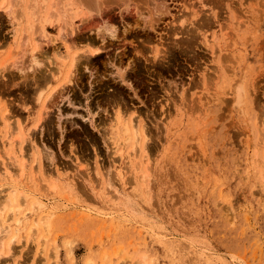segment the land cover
Wrapping results in <instances>:
<instances>
[{
    "label": "rangeland",
    "instance_id": "374dc122",
    "mask_svg": "<svg viewBox=\"0 0 264 264\" xmlns=\"http://www.w3.org/2000/svg\"><path fill=\"white\" fill-rule=\"evenodd\" d=\"M13 185L0 264H264V0H0Z\"/></svg>",
    "mask_w": 264,
    "mask_h": 264
},
{
    "label": "bare ground",
    "instance_id": "6f19581e",
    "mask_svg": "<svg viewBox=\"0 0 264 264\" xmlns=\"http://www.w3.org/2000/svg\"><path fill=\"white\" fill-rule=\"evenodd\" d=\"M104 24H106V23H104ZM105 26H104V28H106V31H108V32L110 31L111 33L114 32L112 25L110 26L108 24L106 27ZM106 31H104V32H106ZM61 59L69 60V62H70V66L66 69L65 75L63 77V81L64 82L62 83V85L63 84L65 85V83L70 82L71 77L73 75L72 70H73V67L75 66V62H77V61H76V56L72 55L70 53H66V54L61 55ZM43 107L46 108V105H43ZM6 121L7 120L5 119V122ZM6 126H7L8 129H7V132H5V134H6L5 135V139H10V137L12 136L11 134L13 133V128L10 127L9 123H7ZM123 126L125 127V130H127L128 132L132 133V137H133V140H134L133 144H137V148L139 149L138 150L139 155L142 154V153L146 154V143H145V140H146L145 137L146 136H145L144 131L141 129L142 127H141L140 123H134V121L132 119H128V120L124 121ZM26 149H25V146H20V145L18 146L17 149H15V148L12 149V151L10 152V155H8L7 158H5L6 159L5 162H3L4 163V171H5L6 174L10 173L9 165H13L14 168L17 169V170H20V172L22 174V171L25 170V167H26L27 162H28V157H27V153L28 152H27ZM136 154H137V152H136ZM8 161H9V163H8ZM34 163H35V161H34ZM16 190H17L16 185H13V186L9 187V190L5 194V197L2 198V199L0 198V208L1 209L6 207V206H8L12 202L18 201L17 200V197H18V193L17 192L18 191L16 192ZM23 196H24L23 199H27L28 198L27 195H23ZM34 204H37L36 205L37 210H39V212H40V210H41L40 207L41 206L38 203H34ZM31 213H33V211H31L28 214L27 213L26 214L25 213H21V215H20V213H18V211H15L9 217L6 218V221L8 222L9 219H14V222L16 224H18L19 222L24 221V220L25 221L27 220L28 222H34V221H29L28 218H27L29 214L31 216ZM51 214L52 213H50V215ZM50 215H46V216L43 215V216L40 217L39 220L40 221H47ZM8 223H10V222H8ZM8 223L5 224V226H2V224L0 225V244H2L3 239H5L8 236V234L10 233V229H9L10 225ZM29 237L31 238V236H29ZM9 249H10V246L8 247V250Z\"/></svg>",
    "mask_w": 264,
    "mask_h": 264
}]
</instances>
